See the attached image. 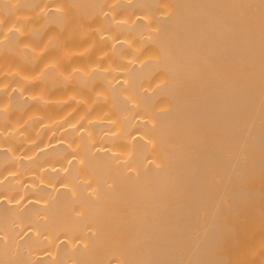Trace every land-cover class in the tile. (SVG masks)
Masks as SVG:
<instances>
[{"label": "bare ground", "instance_id": "1", "mask_svg": "<svg viewBox=\"0 0 264 264\" xmlns=\"http://www.w3.org/2000/svg\"><path fill=\"white\" fill-rule=\"evenodd\" d=\"M0 264H264V0H0Z\"/></svg>", "mask_w": 264, "mask_h": 264}]
</instances>
